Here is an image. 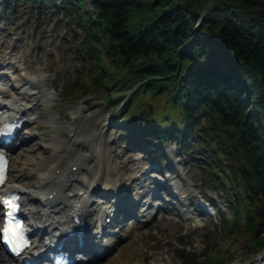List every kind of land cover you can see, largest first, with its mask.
<instances>
[{"label": "trees", "instance_id": "obj_1", "mask_svg": "<svg viewBox=\"0 0 264 264\" xmlns=\"http://www.w3.org/2000/svg\"><path fill=\"white\" fill-rule=\"evenodd\" d=\"M23 1L82 31L92 70L65 92L100 89L111 106L126 97L131 133L197 148L205 180L233 196L223 232L247 237L251 254L264 250V0ZM177 252L190 264L234 255Z\"/></svg>", "mask_w": 264, "mask_h": 264}, {"label": "rangeland", "instance_id": "obj_2", "mask_svg": "<svg viewBox=\"0 0 264 264\" xmlns=\"http://www.w3.org/2000/svg\"><path fill=\"white\" fill-rule=\"evenodd\" d=\"M28 6L12 2L0 8V84L5 82L3 84L16 87L17 92L25 89L27 86L20 84L18 78L21 77L14 72L17 69L26 81L36 86L37 97L41 102V108H36L31 113L34 120L29 121L19 132V135L22 134L21 136L28 140L10 153V164L11 156L16 152L21 151L22 155L17 166L18 172H14L17 175L9 183L28 189L34 184H39V176L44 171L41 169L42 162L54 152L55 140L65 145L68 153L74 148L75 142L80 140L82 143L78 156L83 155L86 161L92 159L90 164L95 166L104 161V166L108 165L113 173L111 180L126 187L128 197L137 201L140 194L133 190V187L146 189L145 195L139 199L142 202L149 199L153 205L159 204L163 209V217L155 223L149 222L142 228L121 231L116 237H121L124 241L112 253L94 264H185L177 257L179 236L180 241L188 243L186 251L189 252L211 250L212 254L222 258L227 254L221 253V250L230 249L234 256L228 260L222 259V264H251L258 260V256L264 251L251 254L248 250V240L241 237L236 242H231L229 236L225 237L221 233L217 210L213 211L210 205L204 204L213 214H198L197 210L194 214L196 204L191 206L188 200L194 197L197 204L207 203V198L211 197L212 201L232 218V211L226 201L231 196L226 197L223 191L212 185L201 187V171L190 160L187 162L190 164L188 171L189 167H182V159L174 155V162L179 160L178 168L182 169L183 178L177 179L171 175V179L166 180L171 190L178 192L177 197L166 199L172 204L179 203L178 210L171 205L167 208L165 199H150L151 187L154 185L153 176H156L154 171H147V161L154 157L149 153L151 148H147V152L128 148L127 143L131 140L125 142L120 138L122 123L127 120L122 113V104L118 102L109 105L100 89L79 93L72 98L66 96L64 88L68 85L74 86L83 72L92 70L91 59L88 54L84 55L79 51L81 47L78 46L74 32L67 25L65 17L55 15L51 11L38 15ZM10 65L12 68L9 69ZM122 83L123 81L119 82L116 88ZM11 95L16 96L12 91L9 96ZM81 109L83 110L80 112ZM78 113L84 121L93 117L96 126L88 132L81 128V131L72 137L69 130ZM54 120L65 126L63 133L55 132ZM35 134H38V137ZM31 144L35 147L29 149ZM165 146L164 153L173 155L171 145ZM190 157L191 155L189 159ZM88 165L87 162L86 166ZM11 167L14 166L10 165V169ZM32 207H35L32 202L25 205L27 212ZM171 207L172 209H169ZM186 212L192 215V220L188 222L182 219ZM171 216H174L173 220L169 219ZM127 225L128 223L126 228ZM0 257L1 262L15 264L8 260L3 252H0ZM255 264H263V261H257Z\"/></svg>", "mask_w": 264, "mask_h": 264}, {"label": "bare ground", "instance_id": "obj_3", "mask_svg": "<svg viewBox=\"0 0 264 264\" xmlns=\"http://www.w3.org/2000/svg\"><path fill=\"white\" fill-rule=\"evenodd\" d=\"M24 62H26V60H24ZM8 68L10 69L12 66L10 65ZM14 72L21 77L18 78L20 84L27 87L17 92L16 87L2 84L0 87V110L7 108V110H5L7 112L6 117L20 115L18 116L20 119L24 117L30 121L34 120V118L30 116L31 113L36 108H41L40 99L37 97L36 86L26 81L17 69L14 70ZM11 91L16 96H10L9 99L5 101L6 96L8 93H11ZM82 110L83 109H81L80 112ZM3 117V115H0V119ZM80 117L82 116L78 113L72 120L70 127V131L74 129L72 133L80 132L81 128L88 132L96 126V121L93 117L85 121L82 118V122L79 124L78 119H80ZM36 124L37 122H35V125ZM53 127L56 129L55 132L57 133H63L65 129V126L60 124L58 120H54ZM86 135L90 134L87 133ZM35 136L38 137V134H35ZM27 140V138L22 137L16 145H20ZM81 143L82 141L80 140L76 141L74 148L68 153L66 151V146L55 140L56 145L54 147V152L47 160L42 162L41 169L44 171L39 176V184H34L29 189L17 184L3 187V190L11 189L20 193L23 203H26V201L35 203L34 211H29V214H33L36 217L35 221L37 223H39L38 219H40V216H44V219L33 229H35V231L42 229L43 239H45V241L51 235L50 243L54 242L53 238L56 237L58 232L62 234L63 231L71 229L72 227L75 229L81 226L83 229L81 233L88 235H90V233L98 234L101 230L105 229V226H107L106 218L110 217L113 209H117V205L113 203L111 199H104L105 201L98 202L94 196L91 195L94 190L102 191V193L106 194L111 191L115 193L114 195L119 196V198L123 196L122 190L118 189V186L115 187V184L111 182V175L113 173L111 169L108 168V165L104 166V161H101L98 166H95L90 164L92 159L86 161L83 155H77ZM32 146L35 147L34 144H31L28 148L32 149ZM20 155H22L21 151H18L15 156H12V166L14 167L11 169L9 178L16 177L17 175L14 172H18L17 166L19 164ZM75 156L78 157L74 159ZM87 162L89 163L88 166H86ZM73 165L77 166V170H73ZM58 168L60 172L56 173V169ZM53 191L55 195L49 198V195L53 193ZM128 203L129 202H126V204ZM146 203L147 201L142 204V220H153L156 222L158 219L156 216L157 210L154 208L152 209L150 204L146 205ZM41 206L44 210L43 213L40 211ZM70 213L71 217H69ZM50 214L52 218H50ZM74 215L77 216L78 221L74 219ZM106 242L110 247L115 244V240L111 237L107 238ZM33 244L34 247L29 248V251L36 252L43 249L45 246L43 243L39 242H34ZM0 264L6 263L3 262ZM251 264H253V262Z\"/></svg>", "mask_w": 264, "mask_h": 264}, {"label": "snow or ice", "instance_id": "obj_4", "mask_svg": "<svg viewBox=\"0 0 264 264\" xmlns=\"http://www.w3.org/2000/svg\"><path fill=\"white\" fill-rule=\"evenodd\" d=\"M6 205L9 208L14 209L15 205H14V200H7L6 201ZM8 216L11 217V212L8 213ZM3 233H4V240L5 242H8L9 239H16L18 236V232H19V226H12L11 224L6 225L3 228Z\"/></svg>", "mask_w": 264, "mask_h": 264}]
</instances>
